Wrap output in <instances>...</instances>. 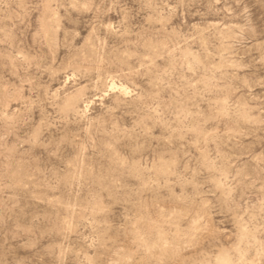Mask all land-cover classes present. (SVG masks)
Here are the masks:
<instances>
[{"label": "rangeland", "instance_id": "obj_1", "mask_svg": "<svg viewBox=\"0 0 264 264\" xmlns=\"http://www.w3.org/2000/svg\"><path fill=\"white\" fill-rule=\"evenodd\" d=\"M0 264H264V0H0Z\"/></svg>", "mask_w": 264, "mask_h": 264}]
</instances>
